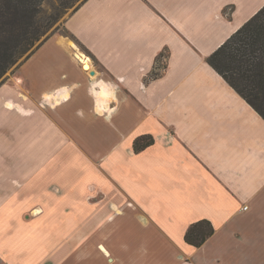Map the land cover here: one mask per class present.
I'll use <instances>...</instances> for the list:
<instances>
[{"label": "crops", "instance_id": "obj_1", "mask_svg": "<svg viewBox=\"0 0 264 264\" xmlns=\"http://www.w3.org/2000/svg\"><path fill=\"white\" fill-rule=\"evenodd\" d=\"M263 7L87 0L68 17L0 86L8 264H264V118L208 62Z\"/></svg>", "mask_w": 264, "mask_h": 264}, {"label": "trees", "instance_id": "obj_2", "mask_svg": "<svg viewBox=\"0 0 264 264\" xmlns=\"http://www.w3.org/2000/svg\"><path fill=\"white\" fill-rule=\"evenodd\" d=\"M85 1L60 0L57 12L43 18L44 0H0V86L25 55L28 54L20 66L56 33L41 41L61 15L79 2L74 9L77 11ZM208 62L264 118V7L218 48ZM153 143L152 136H142L136 139L134 149L140 152ZM214 233L213 224L201 220L190 225L186 241L199 248Z\"/></svg>", "mask_w": 264, "mask_h": 264}, {"label": "rangeland", "instance_id": "obj_3", "mask_svg": "<svg viewBox=\"0 0 264 264\" xmlns=\"http://www.w3.org/2000/svg\"><path fill=\"white\" fill-rule=\"evenodd\" d=\"M79 1H83V0H79ZM60 0H44L43 5H42V17H48L51 16L53 13H55V11L57 12V8L60 5ZM79 2H77L78 4ZM76 4V5H77ZM74 6L73 8H70L67 12L63 13L61 15L60 20L53 26V28L51 30H49L47 32V34L45 36H43L41 38V41L44 40L48 35H51L53 33H66L65 30V21L68 19V17L72 14V12L74 13V9L77 6ZM55 33V34H56ZM38 45V43L34 46V48ZM30 53V52H29ZM28 55V54H27ZM25 55L23 57V59L27 56ZM23 59H21L19 61V63H17L12 69L11 71L7 74L8 78L7 80L11 79L12 77H14L15 73L17 72V70L19 69V66L21 64V62L23 61ZM6 80V81H7ZM5 81V82H6ZM19 245V244H18ZM17 244L14 245L12 250H6V248L2 247V241L0 240V264H8L10 261H12L14 259V257L16 256V247L18 246Z\"/></svg>", "mask_w": 264, "mask_h": 264}, {"label": "bare ground", "instance_id": "obj_4", "mask_svg": "<svg viewBox=\"0 0 264 264\" xmlns=\"http://www.w3.org/2000/svg\"><path fill=\"white\" fill-rule=\"evenodd\" d=\"M80 58L84 63L85 69H90L89 58L87 56H85L84 54H80Z\"/></svg>", "mask_w": 264, "mask_h": 264}, {"label": "water", "instance_id": "obj_5", "mask_svg": "<svg viewBox=\"0 0 264 264\" xmlns=\"http://www.w3.org/2000/svg\"><path fill=\"white\" fill-rule=\"evenodd\" d=\"M92 73L94 74L95 72H94V71H92Z\"/></svg>", "mask_w": 264, "mask_h": 264}]
</instances>
